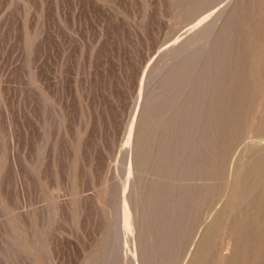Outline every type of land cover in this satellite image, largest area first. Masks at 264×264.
I'll return each instance as SVG.
<instances>
[{
  "label": "rangeland",
  "instance_id": "obj_1",
  "mask_svg": "<svg viewBox=\"0 0 264 264\" xmlns=\"http://www.w3.org/2000/svg\"><path fill=\"white\" fill-rule=\"evenodd\" d=\"M258 141L264 0H0V264H264Z\"/></svg>",
  "mask_w": 264,
  "mask_h": 264
},
{
  "label": "bare ground",
  "instance_id": "obj_2",
  "mask_svg": "<svg viewBox=\"0 0 264 264\" xmlns=\"http://www.w3.org/2000/svg\"><path fill=\"white\" fill-rule=\"evenodd\" d=\"M196 28V27H195ZM207 33H210V31L209 32H207ZM207 37V36H206ZM199 41V40H198ZM250 144V143H249ZM252 145H261L260 146V151H259V158H263L264 157V141L263 142H255V143H252ZM108 172V171H107ZM125 216L126 215H124V214H122L121 215V217H120V219H119V223L121 224V227H123L124 226V224H125V221H126V218L128 217H126L125 218ZM119 224V225H120ZM122 233V232H121ZM123 236V235H122ZM227 244V243H226ZM221 257V256H220ZM110 262V261H109ZM110 264H113V261L111 260V262H110Z\"/></svg>",
  "mask_w": 264,
  "mask_h": 264
}]
</instances>
